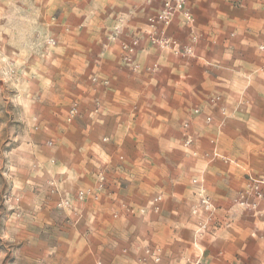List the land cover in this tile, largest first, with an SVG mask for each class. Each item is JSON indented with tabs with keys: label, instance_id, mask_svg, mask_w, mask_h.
<instances>
[{
	"label": "crops",
	"instance_id": "1",
	"mask_svg": "<svg viewBox=\"0 0 264 264\" xmlns=\"http://www.w3.org/2000/svg\"><path fill=\"white\" fill-rule=\"evenodd\" d=\"M192 4L200 30L209 33L210 40L217 43L209 41L197 53L214 66L206 67L202 61L179 65L171 56H155L152 50H145L138 56L142 63L161 65L160 73L153 76L124 69L120 53L114 48L68 51L70 56L88 55L90 72L109 84H72L66 88L69 98L53 96L50 100L43 98L39 87L33 93V112L20 119L18 143L9 153L5 167L15 188L13 193L22 196L23 217L32 218L35 229L52 224L48 205L54 208L61 196L92 188L98 170L110 176L109 189L102 194L101 202L87 199L77 204L74 213L66 211L78 233L86 225L85 231L92 234L89 240L82 238L80 243L67 244L66 249L70 247L73 253L80 249L78 264H142L134 245L143 247L150 241L156 242L160 232H166L168 245L174 246L177 253L180 251L185 242L180 236L175 238L174 233L177 229L182 234L186 226L189 208L184 202L190 201L192 189L185 187L184 163L174 164L170 158L175 151L179 153L187 109L205 104L206 96L215 87L223 89L227 83L233 86V82H242L245 74H253L248 107L242 108L229 125L255 132L252 123L257 122V132L264 136V60L258 49L264 45V0H192ZM74 101L81 105L82 113L73 124H68V113L59 115V108L65 102L71 107ZM250 149L245 146L246 152ZM164 181L168 184L165 202L171 200L172 204L171 208L164 206L162 218L172 222L173 230L169 231L166 225L158 228L153 215L137 223L128 218L125 206L144 200ZM53 182L63 192L58 196L51 192L53 195L48 197L46 191ZM223 185V193L214 194L219 209L212 224L214 230L211 228L209 233L215 249L210 262L264 264V199L257 210L229 204L237 196L230 188H241L244 183L232 178ZM223 201L227 202L222 204ZM113 211L119 212L116 222L110 219ZM107 216L112 225L106 224ZM193 221L189 227L196 230L198 220ZM135 231L140 235L133 236L129 243L105 239L107 233H113L122 240ZM94 234H102L97 242L90 240ZM39 244L35 242L36 246ZM200 244L199 240L194 241V248L202 253L206 245ZM114 246L117 256L108 257Z\"/></svg>",
	"mask_w": 264,
	"mask_h": 264
},
{
	"label": "rangeland",
	"instance_id": "2",
	"mask_svg": "<svg viewBox=\"0 0 264 264\" xmlns=\"http://www.w3.org/2000/svg\"><path fill=\"white\" fill-rule=\"evenodd\" d=\"M166 1L0 0V264H78L80 249H75L73 253L70 247L66 249L67 244L80 243L82 238L89 240L88 236L92 235L85 231L86 225L78 233L66 212L74 213L73 209L78 203L72 209L58 208L57 201L54 208L47 204L46 208L51 207L53 222L35 229L33 219L23 217L22 196L13 193L15 188L5 167L10 160L9 153L18 143L16 134L22 127L20 119L33 112L34 90L40 87L43 98L50 100L53 96L69 98L66 88L72 84L101 85L99 75L90 72L88 55L70 56L72 53L68 51L114 48L120 53L119 59L124 69L139 73L145 71L153 76L160 73L161 65L156 63L146 66L142 63L138 56L145 50H152L155 56H171L179 65L202 61L206 67H212L213 64L197 51L209 41L213 45L217 43L216 40H210L209 33L200 30L192 0H185V8L191 12L193 22L188 23L184 15L177 12L168 25L158 19ZM151 19L155 21L151 22ZM161 40L168 41V45L162 46ZM125 45L134 46L132 55H128ZM263 46L260 45L258 49L264 60ZM242 79L239 84L233 82V86L227 83L228 86L223 89L218 85L206 96L205 104L187 107V119L182 126L183 136L179 139V153L175 151L170 158L174 164L184 163L185 187L187 190L192 189L190 201L184 202L189 208V212L186 209V226L182 234L177 229L174 233L175 238L180 236L178 238L185 243L177 253L174 246L170 247L169 242H166L169 236L164 228L165 233L156 235L157 243L150 241L146 244L148 247L134 245L136 257L142 264H156L146 255L149 247L162 249L163 256L159 264H212L210 260L215 249L211 246L209 233L215 226L212 224L219 209L214 194L223 193L222 188L225 187L222 184L225 180L233 178L244 183L241 188H230L238 197L229 201V204L257 210L264 199V184L260 185L261 197L254 194L251 184V178L264 182V136L257 132V122L252 123L255 132L242 131L239 127L233 129L229 125L232 118L242 112V108L247 109L251 98L249 86L253 74H245ZM18 98H21L20 101ZM68 103L65 102L63 108H59V115L66 113L67 116L70 110ZM74 103L78 102L74 101L70 106ZM67 118L66 122L73 124ZM207 118H211V121L208 122ZM6 131L10 133L5 134ZM247 133L250 136H245ZM188 138L193 140L191 146H186ZM247 145L251 147L249 152L245 151ZM101 173L106 178V189L101 193L102 196L109 189L110 176L98 170L95 173V185ZM196 180L200 183H195ZM167 187L166 181L160 182L144 200L125 206L127 217L134 218L132 220L137 223L153 215L157 218L155 224L158 228L166 225L169 231L173 230L170 225L172 222L162 218L164 206L171 208L172 204L171 200L165 202ZM201 188L212 203L211 210L202 204ZM46 192L50 194L48 197L52 193L58 196L52 185L48 186ZM158 195L162 196L160 211L151 212L149 202ZM94 202H101V197ZM142 209L150 213L143 215ZM118 218L119 212H110L112 221L116 222ZM193 218L198 220L197 231L189 227L194 224ZM105 219L106 224H113L109 216ZM139 235L140 232L135 231L120 240L119 234L107 233L105 239L125 244L132 241L133 236ZM98 236L101 238L102 234H94L90 240L97 242ZM196 240L200 241V245H206H203L205 249L202 248V253L194 248ZM35 242L40 244L36 246ZM110 250L108 257L115 258L116 246ZM125 250L127 253L128 250ZM93 254L95 258L98 256L95 251Z\"/></svg>",
	"mask_w": 264,
	"mask_h": 264
},
{
	"label": "built area",
	"instance_id": "3",
	"mask_svg": "<svg viewBox=\"0 0 264 264\" xmlns=\"http://www.w3.org/2000/svg\"><path fill=\"white\" fill-rule=\"evenodd\" d=\"M177 12H181L184 17L186 18L188 23L193 22V16L191 14V12L189 10H187L185 8V0H168L165 2L163 8L160 11V14L158 16V19L162 22H164L165 24H169L171 22L172 17L175 15V13ZM154 19H151V22H154ZM155 40V39H154ZM168 41L165 40H161V44L162 46H167L168 45ZM136 45V43L134 44ZM125 50H127L128 55H132V53L134 52V46H124ZM262 49L264 50V46L262 47ZM96 81V80H95ZM105 85H108L109 82L105 81L104 82ZM198 113V111H197ZM81 115V108L79 106L78 103H74L69 110L68 113V122L72 123L74 122L79 116ZM207 121L210 122L211 118H207ZM105 141H108V139H105ZM193 140L188 138L187 142H186V146H191ZM50 145H53L50 142ZM194 155H197V153H194ZM106 178L104 176V174H98V178H97V183L93 188L90 189H85V190H78L74 193V195L72 196H66V197H60L57 200V207L58 208H62V209H72L74 207L75 203H81L86 201L87 199H91L94 201H99L100 197H101V193L106 189ZM195 183H200L199 180H196ZM251 184L253 186V191L254 194L257 197H261V193H260V185L264 184L263 181H258L255 179L251 178ZM52 186L54 187V193L56 194H60L59 189H55L56 188V184L53 182ZM201 196H203L202 199V204L204 205V207L207 210H211L212 203L210 201V199L208 197H206L204 195V190L203 188H201ZM162 201V196L158 195L155 198H153L152 200H150L149 204H150V211L151 212H159L160 211V204ZM150 211H148L147 209H142L141 213L143 215L149 214ZM146 255L148 258H150V260L156 264H159L162 260V256H163V252L161 248H147L146 250Z\"/></svg>",
	"mask_w": 264,
	"mask_h": 264
}]
</instances>
